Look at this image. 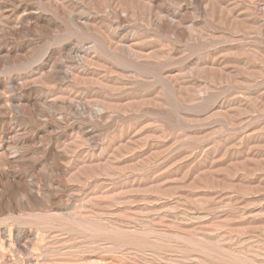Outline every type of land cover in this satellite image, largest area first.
Masks as SVG:
<instances>
[{"label":"rangeland","instance_id":"rangeland-1","mask_svg":"<svg viewBox=\"0 0 264 264\" xmlns=\"http://www.w3.org/2000/svg\"><path fill=\"white\" fill-rule=\"evenodd\" d=\"M0 264H264V0H0Z\"/></svg>","mask_w":264,"mask_h":264}]
</instances>
